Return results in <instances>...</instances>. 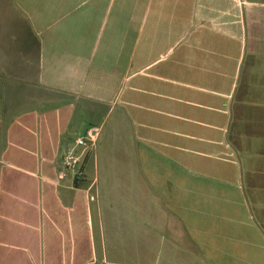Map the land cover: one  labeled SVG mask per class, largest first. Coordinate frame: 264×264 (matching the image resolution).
Here are the masks:
<instances>
[{
  "label": "crops",
  "instance_id": "1",
  "mask_svg": "<svg viewBox=\"0 0 264 264\" xmlns=\"http://www.w3.org/2000/svg\"><path fill=\"white\" fill-rule=\"evenodd\" d=\"M3 98L0 264H264V0H0ZM117 104L150 198L94 212L58 165Z\"/></svg>",
  "mask_w": 264,
  "mask_h": 264
},
{
  "label": "rangeland",
  "instance_id": "2",
  "mask_svg": "<svg viewBox=\"0 0 264 264\" xmlns=\"http://www.w3.org/2000/svg\"><path fill=\"white\" fill-rule=\"evenodd\" d=\"M9 101L10 100H8L7 98L0 99V124H12L13 116L9 114L12 107L10 106ZM114 106L115 110L110 113L103 126L101 138L99 139L96 135H94V137L96 138L94 144L89 143V141L88 146L76 148L77 154H81L82 157L76 163L74 168L67 169L63 165V163L61 166L58 165L59 167H62V169L65 170L66 173H75L77 175L81 174V176L86 170L90 172V176L93 175V172L95 170L100 172L98 184L92 191V199L90 201V205L94 209V212L99 205H103L106 208L108 205L113 203H145L148 202L147 198H150L149 194H147L146 192L147 189L145 184L143 183V180L139 178L138 175H132L135 170V162L132 161L133 158L131 156H133L134 154L129 155L130 151L127 150L128 145L125 141L126 138L122 134H118V132H115L111 129L112 120L118 115L120 104ZM77 109L78 112L74 116V121L75 123H78V126L81 121H83L84 123H87L89 121H97V115L90 114L87 109L80 106ZM74 133L75 134H73L72 136L75 139L77 135H85L86 132L84 133L82 131H77ZM225 140L227 142H230V135ZM231 151L234 152V150L231 148L228 151V154L225 156L228 162L223 164L222 170L228 173L226 177H228L227 179L229 181H234V178H231L229 176V174L234 172V164H232L234 161V154H229V152ZM200 158L201 159L198 161H201L199 163L201 166H197V170H208L209 168L206 165V159L204 157ZM2 166L3 165L1 164L0 168ZM107 172H118L119 175L116 178L112 176L109 177L108 175L106 176ZM123 173L125 175H120ZM113 188L117 189V193L112 192L111 189ZM94 217L96 220V216ZM130 245L136 246L134 242H131ZM156 245L157 243L155 244L154 251H150L148 256H145L146 259H143V252L133 251L132 254H120V258L117 257L119 259V263L156 264L158 256Z\"/></svg>",
  "mask_w": 264,
  "mask_h": 264
},
{
  "label": "built area",
  "instance_id": "3",
  "mask_svg": "<svg viewBox=\"0 0 264 264\" xmlns=\"http://www.w3.org/2000/svg\"><path fill=\"white\" fill-rule=\"evenodd\" d=\"M98 131L96 129H90L85 135L80 136L76 139V143L73 147H71L66 154L63 156L62 159V163L63 165L67 168H74V166L76 165V163L80 160V158L82 157L81 154H77V150L76 148L78 147H82V146H88V142L91 144L95 143L96 138L94 137V135H96ZM66 175L65 170H61L59 172V177L60 178H64Z\"/></svg>",
  "mask_w": 264,
  "mask_h": 264
}]
</instances>
